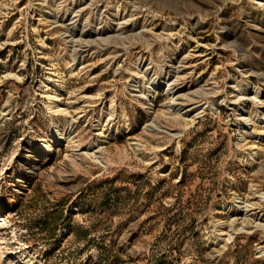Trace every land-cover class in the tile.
I'll return each mask as SVG.
<instances>
[{
    "label": "rangeland",
    "instance_id": "obj_1",
    "mask_svg": "<svg viewBox=\"0 0 264 264\" xmlns=\"http://www.w3.org/2000/svg\"><path fill=\"white\" fill-rule=\"evenodd\" d=\"M0 264H264V0H0Z\"/></svg>",
    "mask_w": 264,
    "mask_h": 264
},
{
    "label": "bare ground",
    "instance_id": "obj_2",
    "mask_svg": "<svg viewBox=\"0 0 264 264\" xmlns=\"http://www.w3.org/2000/svg\"><path fill=\"white\" fill-rule=\"evenodd\" d=\"M78 11H79V10H78ZM86 41H88V40H86ZM190 67H191V66H190ZM190 67H189V68H190ZM176 72H178V71H176ZM176 93H177V92H176ZM52 98H53V97H52ZM52 98H51V99H52ZM174 99H175V98H174ZM36 162H37V161L35 160V163H36ZM249 206H250L249 204L245 205L244 208H243V211H244V212L247 211V213H248V212L250 211V209H251V208L249 209ZM251 206H252V205H251ZM240 209H241V208H240ZM247 213H246V215H247ZM242 227H243V226H242ZM243 229H244V228H243ZM240 231H242V230H240Z\"/></svg>",
    "mask_w": 264,
    "mask_h": 264
}]
</instances>
